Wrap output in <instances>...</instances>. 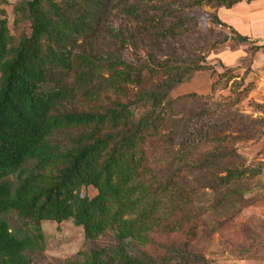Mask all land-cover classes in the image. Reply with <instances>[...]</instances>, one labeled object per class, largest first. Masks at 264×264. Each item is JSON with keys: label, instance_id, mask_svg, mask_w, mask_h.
I'll return each instance as SVG.
<instances>
[{"label": "trees", "instance_id": "16d2710c", "mask_svg": "<svg viewBox=\"0 0 264 264\" xmlns=\"http://www.w3.org/2000/svg\"><path fill=\"white\" fill-rule=\"evenodd\" d=\"M243 1L258 0H189L185 7L215 10L212 25L229 28L241 45L256 46L217 14ZM104 4L28 1L23 11L31 33L18 45L8 21L0 19V264H30L29 252L43 248L42 223L71 220L88 241L113 230L128 249L118 259L96 251L84 264H210L188 250L200 236L198 217L186 213L180 220L175 207L162 214L165 200H176L185 169L156 179L148 150L164 138L173 93L209 69L206 59L149 55L133 66L119 55L95 54L83 42L93 34ZM150 9L160 14L162 25L176 12L166 2ZM178 22L185 26L197 19L181 15ZM175 27L163 25L161 35H152L151 49L174 39ZM110 90L114 98L107 95ZM81 100L88 103L84 109ZM167 139L173 144L171 136ZM225 159L226 147L220 146L187 170L217 193L234 178L221 169ZM90 187L98 191L94 198L85 192ZM185 229V238L174 237ZM158 233L164 241H157Z\"/></svg>", "mask_w": 264, "mask_h": 264}, {"label": "rangeland", "instance_id": "374dc122", "mask_svg": "<svg viewBox=\"0 0 264 264\" xmlns=\"http://www.w3.org/2000/svg\"><path fill=\"white\" fill-rule=\"evenodd\" d=\"M28 1L31 0H0V19L8 21L14 45L31 33L23 11ZM188 1L105 0L93 34L83 43L95 54L119 55L133 66H141L149 55L159 59L205 57L209 69L196 73L173 93L175 104L162 130L164 138L148 147L156 179L164 180L172 172L185 169L176 200H165L162 214L169 215L175 207L180 211L176 214L180 220L186 213L198 217L195 222L200 236L188 250L210 264H264V85L256 72V57L264 50L256 48L260 47L257 41L256 46L239 44L229 28L210 23L215 10L188 9ZM164 2L176 11L163 23L165 27L176 26V37L160 40L157 50H152L154 42L150 37L161 35L163 25L160 14L150 8ZM248 10L256 11V2ZM246 11L245 7L239 14ZM219 12V18L224 19L226 14ZM181 15L196 18L197 22L182 26L178 22ZM120 36L126 39L124 43ZM226 37L233 40L225 41ZM214 44L219 46L217 50L210 48ZM109 76L108 71L104 72L105 78ZM107 92L114 98L112 90ZM81 102L79 108L84 109L88 103ZM170 136L173 144L167 139ZM220 146L226 147L221 169L233 172L234 178L229 187L215 193L187 167L197 168ZM85 192L90 198L98 195L93 187ZM12 225L18 226L15 222ZM42 230L43 248L29 252L30 264H84L96 251L115 259L128 252L113 230L94 242L88 241L84 229L76 227L72 220L43 222ZM186 232L187 229L174 237L185 238ZM159 240L164 241L158 233ZM149 247L139 245L141 249Z\"/></svg>", "mask_w": 264, "mask_h": 264}, {"label": "crops", "instance_id": "0c3cea01", "mask_svg": "<svg viewBox=\"0 0 264 264\" xmlns=\"http://www.w3.org/2000/svg\"><path fill=\"white\" fill-rule=\"evenodd\" d=\"M253 3L255 2L247 3L246 1H243L242 3L236 5L233 9L220 10L219 13L221 14V12H224V14H226V19L221 17L223 23L225 22L229 24L241 35L256 40L261 47L264 46V0L256 1V11L248 10ZM257 6L259 7L257 8ZM245 7L247 8V11L243 15H240L239 10L245 9ZM256 72L260 76V80L262 81L261 84L264 85L263 53H260L256 57Z\"/></svg>", "mask_w": 264, "mask_h": 264}]
</instances>
